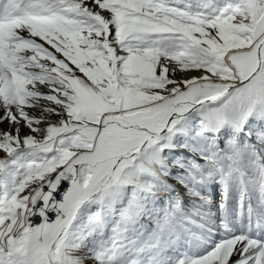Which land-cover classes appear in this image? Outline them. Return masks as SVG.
Returning <instances> with one entry per match:
<instances>
[{"label": "snow or ice", "instance_id": "1", "mask_svg": "<svg viewBox=\"0 0 264 264\" xmlns=\"http://www.w3.org/2000/svg\"><path fill=\"white\" fill-rule=\"evenodd\" d=\"M0 264H264V0H0Z\"/></svg>", "mask_w": 264, "mask_h": 264}]
</instances>
